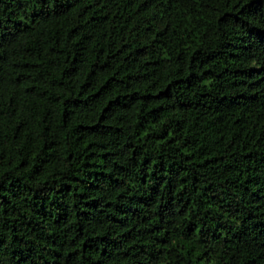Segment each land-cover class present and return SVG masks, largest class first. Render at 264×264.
<instances>
[{
  "label": "trees",
  "instance_id": "obj_1",
  "mask_svg": "<svg viewBox=\"0 0 264 264\" xmlns=\"http://www.w3.org/2000/svg\"><path fill=\"white\" fill-rule=\"evenodd\" d=\"M0 264H264V0H0Z\"/></svg>",
  "mask_w": 264,
  "mask_h": 264
}]
</instances>
